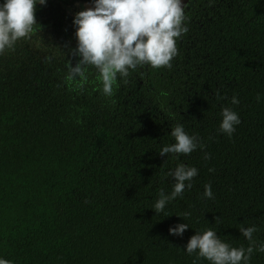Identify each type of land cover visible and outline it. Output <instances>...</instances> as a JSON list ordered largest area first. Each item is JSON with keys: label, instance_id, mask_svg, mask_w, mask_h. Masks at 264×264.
<instances>
[{"label": "trees", "instance_id": "1", "mask_svg": "<svg viewBox=\"0 0 264 264\" xmlns=\"http://www.w3.org/2000/svg\"><path fill=\"white\" fill-rule=\"evenodd\" d=\"M80 4L93 6L37 4L32 32L0 53V256L13 264H211L184 251L195 231L212 228L247 248L239 228L255 225L247 264H264L256 250L264 243V0H191L171 66L117 74L112 96L94 66L83 82L66 79L80 58L68 10ZM223 107L240 117L231 136L219 131ZM177 123L198 137L197 148L160 155ZM178 164L197 175L156 213ZM178 222L189 227L169 234Z\"/></svg>", "mask_w": 264, "mask_h": 264}, {"label": "clouds", "instance_id": "2", "mask_svg": "<svg viewBox=\"0 0 264 264\" xmlns=\"http://www.w3.org/2000/svg\"><path fill=\"white\" fill-rule=\"evenodd\" d=\"M47 0H0V53L11 49L15 42L30 34L35 20V6L45 5ZM93 7L77 11L72 23L75 28L76 47L74 53L80 58L74 66L67 65L66 79H87L85 66L91 65L99 73L102 92L112 96L113 85L117 74L126 76L130 68L150 64L152 67H170L171 59L177 54L176 39L187 31L185 7L182 0H92ZM259 95L257 99L259 100ZM232 104H238L236 96ZM240 123L236 111L229 107L221 109L219 131L229 136ZM174 143L164 145L159 154H188L198 145V137L189 135L181 123L170 128ZM203 148V145H200ZM208 158V154H204ZM195 166L178 164L170 170L174 178L172 190L165 193L161 190L153 208L156 213L162 212L168 201L181 194L185 187H191V179L197 175ZM187 182V183H186ZM203 196H213L211 185H204ZM190 213L185 212L186 217ZM182 217V216H181ZM189 226L187 223H176L169 226L168 232L182 235ZM240 233L248 240L249 246L233 247L222 241L212 228L195 231L184 246L188 254L197 253L211 264H247L251 253L255 225L240 227ZM257 251L264 252V243L256 246ZM0 264H13V261L0 256Z\"/></svg>", "mask_w": 264, "mask_h": 264}, {"label": "rangeland", "instance_id": "3", "mask_svg": "<svg viewBox=\"0 0 264 264\" xmlns=\"http://www.w3.org/2000/svg\"><path fill=\"white\" fill-rule=\"evenodd\" d=\"M190 0H182V3L183 4H185L184 5V7L186 8L187 7V5H189L190 4ZM90 7H92V6H89V5H79V8H80V10H84V9H87V8H90ZM70 13H71V15L74 17V15H75V13H73V12H71L70 10H68Z\"/></svg>", "mask_w": 264, "mask_h": 264}, {"label": "water", "instance_id": "4", "mask_svg": "<svg viewBox=\"0 0 264 264\" xmlns=\"http://www.w3.org/2000/svg\"><path fill=\"white\" fill-rule=\"evenodd\" d=\"M80 5H83V4H80ZM93 7V6H92Z\"/></svg>", "mask_w": 264, "mask_h": 264}, {"label": "flooded vegetation", "instance_id": "5", "mask_svg": "<svg viewBox=\"0 0 264 264\" xmlns=\"http://www.w3.org/2000/svg\"><path fill=\"white\" fill-rule=\"evenodd\" d=\"M191 1V0H190Z\"/></svg>", "mask_w": 264, "mask_h": 264}]
</instances>
